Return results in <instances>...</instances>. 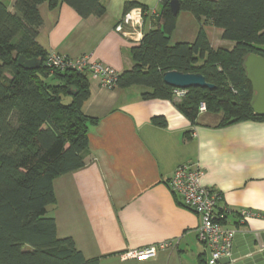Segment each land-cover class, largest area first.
<instances>
[{"label": "crops", "instance_id": "obj_1", "mask_svg": "<svg viewBox=\"0 0 264 264\" xmlns=\"http://www.w3.org/2000/svg\"><path fill=\"white\" fill-rule=\"evenodd\" d=\"M127 1L143 4L145 16L140 7L124 11ZM0 2L14 12L15 0ZM100 3L104 12L88 17L62 0L54 7L40 3L36 42L43 52L71 59L89 55L119 74L129 70L134 64L131 49L153 27L162 3ZM127 12L132 19L125 24ZM119 24L121 30L116 29ZM199 30L213 49L235 45L222 37L221 28L185 10L177 13L169 44H191ZM86 78L89 94L80 110L97 122L88 125L83 165L53 180L55 203L47 214L55 219L58 237L71 238L85 259L95 258L99 264H205V250L197 239L199 215L168 186L174 169L186 162L197 163L203 186L221 193L219 207L254 213L241 223L231 214L225 227L264 232V118L219 125L222 113L204 111L192 123L176 97H143L145 86L107 88L89 73ZM164 241L172 245L151 258H120L128 250Z\"/></svg>", "mask_w": 264, "mask_h": 264}, {"label": "trees", "instance_id": "obj_2", "mask_svg": "<svg viewBox=\"0 0 264 264\" xmlns=\"http://www.w3.org/2000/svg\"><path fill=\"white\" fill-rule=\"evenodd\" d=\"M45 1L57 4L15 0L10 13L0 2V264H99L85 259L71 238L58 237L55 219L47 214L55 203L53 180L83 165L88 125L97 119L80 110L89 94L86 72L30 70L17 63L19 55L44 63L36 36L42 25L37 7ZM62 1L81 17L104 12L100 0ZM178 1L179 10L204 17L235 45L213 49L202 30L191 44L170 45L177 14L169 0H161L158 19L131 49L134 64L118 73L116 85H142L148 88L143 97L175 99L163 74L200 73L214 87L187 88L176 101L192 123L201 102L206 111L222 113L219 125L263 119L250 107L252 88L243 61L249 53L264 56V0ZM132 7L145 16L146 7L137 1L125 2L123 9Z\"/></svg>", "mask_w": 264, "mask_h": 264}, {"label": "built area", "instance_id": "obj_3", "mask_svg": "<svg viewBox=\"0 0 264 264\" xmlns=\"http://www.w3.org/2000/svg\"><path fill=\"white\" fill-rule=\"evenodd\" d=\"M152 14V10L147 12L148 16H152ZM131 15L130 12L125 13L122 20L123 23L127 24L132 19ZM201 18L205 20L204 17ZM121 28V24L116 27L117 30H121ZM44 63L50 72L72 69L89 73L93 79L104 87L113 88L117 86L118 72L107 65L93 60L89 55L71 59L57 52L50 51L46 53ZM173 92L176 99H178L186 92V89L174 88ZM204 111H206V106L201 102L198 106V112ZM201 174L202 172L197 163H182L174 169L168 180V186L185 207L192 209L199 215L200 222L197 228V239L205 250V264H220L221 258L228 257L231 254L234 234L237 230L235 227L228 228L224 226L227 217L231 214L235 215L238 223H241L246 218L253 216L254 213L248 209H239L233 212L226 206L219 207L218 203L222 198L221 193L203 186L200 183ZM171 245V241H164L156 245L128 250L120 254V258L121 260L148 259L155 256L158 250L168 248Z\"/></svg>", "mask_w": 264, "mask_h": 264}, {"label": "water", "instance_id": "obj_4", "mask_svg": "<svg viewBox=\"0 0 264 264\" xmlns=\"http://www.w3.org/2000/svg\"><path fill=\"white\" fill-rule=\"evenodd\" d=\"M169 6L173 14L179 12L178 0H169ZM17 63L22 68L30 70L46 66L39 58H26L23 55L17 57ZM243 66L252 88L250 107L253 113L264 115V56L249 53L244 58ZM163 81L176 89L214 87L200 73H182L175 70L165 72ZM219 262L220 264H264V232L237 229L231 254L221 258Z\"/></svg>", "mask_w": 264, "mask_h": 264}, {"label": "rangeland", "instance_id": "obj_5", "mask_svg": "<svg viewBox=\"0 0 264 264\" xmlns=\"http://www.w3.org/2000/svg\"><path fill=\"white\" fill-rule=\"evenodd\" d=\"M263 47H264V45H263Z\"/></svg>", "mask_w": 264, "mask_h": 264}]
</instances>
